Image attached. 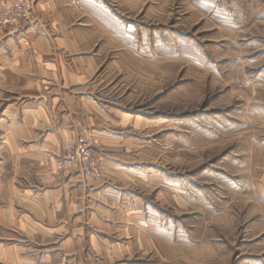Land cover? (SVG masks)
<instances>
[{
  "label": "rangeland",
  "instance_id": "obj_1",
  "mask_svg": "<svg viewBox=\"0 0 264 264\" xmlns=\"http://www.w3.org/2000/svg\"><path fill=\"white\" fill-rule=\"evenodd\" d=\"M71 7L96 33L95 95L123 117L115 129L123 146L108 149L87 131L98 141L97 165L76 167L113 162L117 179L104 187L128 196L119 203L131 207L134 225L82 233L133 243L129 264H264V0H71ZM7 104H0V210L13 205L18 216L1 212L0 247L59 256L74 235L69 226L41 227L42 245L17 223L24 211L7 187L22 184L5 144ZM55 169L62 178L70 171L58 158ZM80 251V260L92 253Z\"/></svg>",
  "mask_w": 264,
  "mask_h": 264
},
{
  "label": "crops",
  "instance_id": "obj_2",
  "mask_svg": "<svg viewBox=\"0 0 264 264\" xmlns=\"http://www.w3.org/2000/svg\"><path fill=\"white\" fill-rule=\"evenodd\" d=\"M12 2L0 0V6ZM31 2V20L24 28L0 35V104L9 103L4 109L9 120L5 144L11 166L20 169L22 184L14 186V192L12 186L7 190L24 211L17 223L27 235L34 232L36 244L44 241V226H69L74 235L58 246L59 256L43 248L24 256L26 250L20 244L14 249L0 247V260L7 264H129L125 258L134 252L133 243L108 244L82 233L85 226H110L109 230L134 226L131 207L119 203L128 196L119 200L114 188L104 187L109 179H117L120 169L106 159L94 171L75 166L63 178L55 169L64 142L87 131L108 149L123 146L122 137L115 133L123 117L95 95L102 63L96 33L77 23L71 0ZM1 212L17 219L13 205L0 210V216ZM87 248L92 253L81 261L80 250Z\"/></svg>",
  "mask_w": 264,
  "mask_h": 264
},
{
  "label": "built area",
  "instance_id": "obj_3",
  "mask_svg": "<svg viewBox=\"0 0 264 264\" xmlns=\"http://www.w3.org/2000/svg\"><path fill=\"white\" fill-rule=\"evenodd\" d=\"M31 0H14L0 6V35L18 31L31 20ZM97 139L91 134H82L64 142L58 157L60 170H70L78 166L84 170L94 169L97 165Z\"/></svg>",
  "mask_w": 264,
  "mask_h": 264
}]
</instances>
